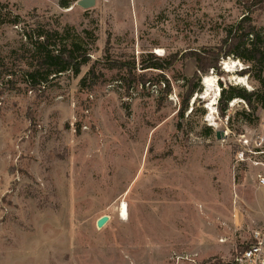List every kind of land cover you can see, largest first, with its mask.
<instances>
[{"label": "rangeland", "instance_id": "1", "mask_svg": "<svg viewBox=\"0 0 264 264\" xmlns=\"http://www.w3.org/2000/svg\"><path fill=\"white\" fill-rule=\"evenodd\" d=\"M77 1L0 0V62L10 65L39 25L89 57L77 76L36 88L19 69L0 78V264H230L264 225V189L252 168L233 163L235 136L254 125L242 111L254 120L259 107L235 98L222 117L217 100L222 87L259 83L244 74L246 62L220 57L217 70L199 74L184 118L177 112L182 76L196 70L183 54L221 45L246 15L244 0ZM249 16L264 27V11ZM148 53L175 57L163 72L168 95L158 71L128 87L124 69H108L109 61L138 66ZM93 62L104 80L81 86Z\"/></svg>", "mask_w": 264, "mask_h": 264}, {"label": "trees", "instance_id": "2", "mask_svg": "<svg viewBox=\"0 0 264 264\" xmlns=\"http://www.w3.org/2000/svg\"><path fill=\"white\" fill-rule=\"evenodd\" d=\"M57 1L60 7L67 8L74 0ZM243 5L246 8V15L228 29L222 44L215 50L206 49L183 54L184 57L193 58L196 70L190 77L182 76L186 88L177 112L179 119L184 118L186 111L189 109V102L199 87L198 84L201 78L199 74H205L209 69L212 71L217 70L220 57L233 56L246 62L247 68L243 69L244 74L252 70L254 72L253 78L259 83V88L251 91L232 85L222 87L217 100V109L220 115L225 116L228 103L235 98L242 99L252 109L264 105V27H256L249 16L254 11H264V0H244ZM2 12L3 4L0 3V25L7 22ZM11 22L16 24L18 22L17 17H13ZM59 38V31L56 27L39 25L35 36L33 38L29 37L28 45L24 49L22 48L23 50L11 51L14 55L10 65L6 62H0V78L11 77L19 69L23 71L25 82L31 88H36L66 72L77 76L81 67L89 63L87 52L79 43L71 42L67 44ZM174 62V55L161 57L148 53L140 60L138 66H136L134 60L127 63L109 61L108 69H124L125 74L122 79L128 87L135 82L140 85L150 83L152 79L146 72L150 70L158 71L156 78L158 83L163 86L160 93L168 95L171 91V84L163 72L168 67H172ZM96 65L97 62L90 65L86 74L79 81L81 86L87 85L88 80H90L89 86L104 80L103 74L100 71L97 72ZM137 69L141 72L137 73ZM192 111L193 109L190 110V113ZM242 114L249 124L255 125L257 123V117L254 120L249 118L250 115L247 111H242ZM206 130L208 135L212 133L210 127Z\"/></svg>", "mask_w": 264, "mask_h": 264}, {"label": "built area", "instance_id": "3", "mask_svg": "<svg viewBox=\"0 0 264 264\" xmlns=\"http://www.w3.org/2000/svg\"><path fill=\"white\" fill-rule=\"evenodd\" d=\"M248 126L235 136L233 163L252 168L257 187L264 189V105L259 107L257 124ZM230 264H264V225L251 231L249 240L234 253Z\"/></svg>", "mask_w": 264, "mask_h": 264}, {"label": "water", "instance_id": "4", "mask_svg": "<svg viewBox=\"0 0 264 264\" xmlns=\"http://www.w3.org/2000/svg\"><path fill=\"white\" fill-rule=\"evenodd\" d=\"M77 4L83 8H88L94 4V0H78ZM222 131H217L216 132V137L220 139V134ZM107 217H101L100 219L97 220V226L101 227L105 222H106Z\"/></svg>", "mask_w": 264, "mask_h": 264}, {"label": "bare ground", "instance_id": "5", "mask_svg": "<svg viewBox=\"0 0 264 264\" xmlns=\"http://www.w3.org/2000/svg\"><path fill=\"white\" fill-rule=\"evenodd\" d=\"M211 82L212 81L208 77H206L203 81V83L206 84L207 87L212 86ZM239 82L243 83V79H239ZM119 212H120V216L122 219H125L127 217V206L124 203L121 204V206L119 208Z\"/></svg>", "mask_w": 264, "mask_h": 264}]
</instances>
